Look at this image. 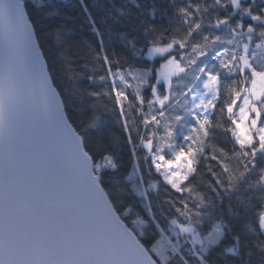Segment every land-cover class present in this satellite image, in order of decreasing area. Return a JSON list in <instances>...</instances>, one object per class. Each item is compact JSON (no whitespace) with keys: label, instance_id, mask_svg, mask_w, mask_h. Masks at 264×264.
Listing matches in <instances>:
<instances>
[{"label":"snow or ice","instance_id":"1","mask_svg":"<svg viewBox=\"0 0 264 264\" xmlns=\"http://www.w3.org/2000/svg\"><path fill=\"white\" fill-rule=\"evenodd\" d=\"M0 264H264V0H0Z\"/></svg>","mask_w":264,"mask_h":264},{"label":"trees","instance_id":"2","mask_svg":"<svg viewBox=\"0 0 264 264\" xmlns=\"http://www.w3.org/2000/svg\"><path fill=\"white\" fill-rule=\"evenodd\" d=\"M163 62V60H158L157 62H156V67H159L160 66V64ZM111 122V121H110Z\"/></svg>","mask_w":264,"mask_h":264},{"label":"rangeland","instance_id":"3","mask_svg":"<svg viewBox=\"0 0 264 264\" xmlns=\"http://www.w3.org/2000/svg\"><path fill=\"white\" fill-rule=\"evenodd\" d=\"M162 63H163V62H162ZM162 63H161V64H162Z\"/></svg>","mask_w":264,"mask_h":264}]
</instances>
